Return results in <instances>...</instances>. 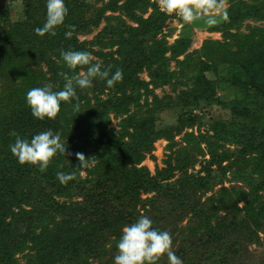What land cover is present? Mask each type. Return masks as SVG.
<instances>
[{
  "label": "trees",
  "instance_id": "trees-1",
  "mask_svg": "<svg viewBox=\"0 0 264 264\" xmlns=\"http://www.w3.org/2000/svg\"><path fill=\"white\" fill-rule=\"evenodd\" d=\"M120 1L123 3L118 5ZM255 1L249 5L243 0H228L224 22L205 23L208 32L222 33L224 41L206 40L199 52L209 56L228 50L232 65L222 87L238 88L234 91L237 98L229 105L228 119L212 121L207 132L199 134V141L208 145L207 166L190 172L197 161L185 145L174 153L173 164L169 156L166 168L158 171L165 178L160 183L146 167H138L152 152L156 134L163 131L173 139L180 132L176 125L192 127L197 119L192 111L210 99V83L203 75L195 86L179 91L175 100L160 99L153 92L171 84L165 54L170 52L175 59L191 44L189 37H179L172 45L156 39L171 14L156 0H109L87 18L93 4L104 0H64L68 8L64 24L55 29L56 36L41 37L34 29L45 22L47 0H20L23 19L15 23L9 21L8 11L0 10V90L5 99L0 106V264H114L121 230L142 214L152 218L155 225L171 213L178 215L176 223L190 213L189 227L178 231L190 247H195V239L206 248L202 264H235L241 242L259 243V232H264V28L256 27L242 40L232 31L245 19L264 20V0ZM147 9L150 14L143 18ZM124 11L137 27L112 25V19H121L104 16L105 12ZM134 11L140 15L132 14ZM102 20L106 25L91 41L79 40ZM68 25L75 26L71 39L64 35ZM231 39L234 41L225 42ZM105 45H116L117 50L103 53ZM229 46L236 51H229ZM62 50L88 51L102 70L110 69V76L122 69L123 79L108 87L106 80L96 78L92 87L76 88L78 100L61 102L54 119H36L26 103L27 91L48 83L54 90H62V73L73 75L85 70L68 69L60 55ZM179 65L182 69L195 68L189 57ZM144 71L148 81L139 76ZM9 85L17 90L7 91ZM77 103L79 112L74 110ZM9 108L17 109L21 116L9 120ZM178 109L182 113L175 116L177 124L158 129L156 115ZM110 114L121 118L116 133L107 130ZM49 129L60 135L67 153H57L43 173L36 166L18 163L9 147L15 142L11 133L31 140ZM187 136L195 138L191 133ZM224 144L240 149L238 153L217 152ZM77 152L92 157L83 168L78 167ZM226 161L228 166H220ZM215 164L220 174L214 176L210 167ZM233 167V178L241 180L247 191L222 186L227 169ZM176 170L178 176L174 175ZM57 172L74 173L75 178L62 184ZM82 172L86 173L84 178ZM172 177L175 179L169 182ZM216 184L221 187L214 191ZM142 194L152 196L142 199ZM244 199L245 204L239 207ZM111 237L114 240L107 247ZM229 238L233 239L231 244L213 246Z\"/></svg>",
  "mask_w": 264,
  "mask_h": 264
},
{
  "label": "rangeland",
  "instance_id": "rangeland-1",
  "mask_svg": "<svg viewBox=\"0 0 264 264\" xmlns=\"http://www.w3.org/2000/svg\"><path fill=\"white\" fill-rule=\"evenodd\" d=\"M109 0H104V2H99L93 4V6L88 10L87 18L93 16L99 9L102 8L104 4H106ZM153 1V0H151ZM245 4L254 5L256 4L255 0H243ZM261 1V0H260ZM158 4V0H156ZM123 1L118 2V5H121ZM159 6V4H158ZM229 6L228 0H216V4L208 9H201L197 14L196 18L191 23H185L177 14H171V16L164 22L162 26V35H157L156 39L158 40H166L168 45H172L174 41L179 37L191 39L190 47L186 50V52L177 58L173 59L170 55V52L166 53L165 56L169 61V72L172 73L171 84L164 85L162 87H158L153 89L154 94L158 98H168L170 100H175L176 95L179 91H185L187 87H192L197 84V78L200 75H203L204 78L210 83L209 86V101H201V105L192 111V115L196 116L197 119L195 124L192 127L181 128L180 124L176 125L177 129L180 130L173 139H171L166 132L159 131L156 134V138L153 142V150L150 154H147L143 161L138 165L146 167L151 176H154L157 182H162L165 180L163 176H160L158 173L159 170L165 169L167 166L166 161L169 159V156L172 157L170 163H174V156L177 149H181L187 145L190 148L191 155L194 159H196V163L192 168H189L190 172L196 173L200 171L201 167H206L207 162L210 158V154L208 152L207 142L199 141V134L207 132L209 128V124L217 119H228L230 117L229 105L235 100L237 94L235 93L238 88H226L222 87V82L226 80V78L230 77V71H228V67L232 64L228 63L229 53L228 50H223L215 55L204 56L201 54V48L203 43L206 40H213L223 42L224 39L222 37V33L220 32H208L206 30L207 26L205 23L209 20V18H213L215 20V24H221L224 22V17L226 10ZM160 7V6H159ZM0 10L8 11L9 21L11 23H15L18 20L23 19L22 5H20V0H0ZM136 15H140L139 11H134ZM150 14V9L145 11V14L142 15L143 18H147ZM104 16H112L119 17L117 20H111V24L124 25L128 27L135 28L137 27V22L129 17V14L124 12H105ZM206 20H205V19ZM106 25L105 20L101 21L97 27H92L89 33H85L79 36V40L91 41ZM258 26H262L264 28V20L256 22L252 19H245L241 21L240 25L232 31L236 34L238 39L242 40L243 35L249 34V32L255 29ZM150 40V39H149ZM236 40V39H235ZM234 41L231 39V42ZM107 42V40H105ZM149 45V43H147ZM230 47V46H229ZM228 48V47H227ZM234 46L230 47L229 51L233 50ZM236 48V47H235ZM94 50H99V47L94 46ZM117 50V46L109 47L107 45L101 48L103 53L107 52H115ZM219 50V49H218ZM93 57V55H92ZM187 57H189L195 68L190 67L189 69H182L180 62L184 61ZM95 59V57H93ZM101 61V59H100ZM207 63V67L204 68L203 64ZM217 63V64H216ZM234 67V66H233ZM201 68H204L203 71ZM208 69L214 70L213 73L207 71ZM141 79L148 81L147 72L144 71L140 75ZM175 87V89H173ZM149 89H152V86H149ZM229 89L233 90L232 92ZM7 91L14 93L17 90V87L14 85H9L6 89ZM0 90V106L5 99L1 96ZM235 91V92H234ZM241 94V92H240ZM238 93V95H240ZM252 95V93H250ZM243 97V96H242ZM241 97V98H242ZM219 100V103L216 102ZM151 96L148 99L150 102ZM133 110V109H132ZM145 112L146 109L144 108ZM159 113V112H158ZM171 113H174L172 115ZM182 113L180 109L178 110H165L156 115V121L159 127L163 129L164 126L177 124L175 123V116H179ZM21 116V112L17 109H10L8 111V118L13 119L14 117ZM173 116V117H172ZM185 120V117H182ZM121 118H115L112 114H110V121L107 125V130H111L112 133H116L119 129V122ZM193 134L194 139L189 138L188 134ZM170 145H173L172 148H169ZM239 147L234 145H226L224 144L222 147H218V151L230 150L232 152L239 151ZM232 160V159H231ZM230 160V161H231ZM89 166V165H88ZM220 166L225 167L228 166V162L222 163ZM209 167V166H208ZM212 171V175H218L219 167L215 164L210 167ZM236 173L235 168L227 169V172L224 175V184L222 186L231 188H243V190L247 191V188L241 180H236L233 178L232 173ZM178 171L174 172L175 176H178ZM81 176L84 178L86 176L85 172L81 173ZM175 177H172L169 182L173 181ZM234 179V180H233ZM213 181V180H212ZM215 182V180L213 181ZM221 185H215L214 191L218 190ZM209 192L207 195H210ZM152 196V194H142L141 198L145 199L146 197ZM203 200V198H202ZM245 204V199L241 200L238 203L239 207H242ZM140 205V204H139ZM227 207V205H226ZM139 208V206H137ZM227 209V208H226ZM224 210V209H222ZM142 213V211H141ZM220 216L223 215V211L218 212ZM176 213H171V216H166L161 219L160 222L153 225L154 228L164 231H168L172 237V250L175 254L183 260V264H202L204 263V254L205 247L200 246V244L193 239V244L195 247H190L189 244L184 243L182 240V233L179 231L182 228L189 227L188 225L191 223L190 213L188 215L182 216L181 219L176 223L175 218H177ZM152 220V218H151ZM179 230V231H178ZM162 231V230H161ZM122 234V230H121ZM121 236V235H120ZM113 237L110 238L109 244L107 247L112 245ZM233 239L229 238L227 241L221 242L217 241L213 244V246L222 245L226 246L231 244ZM241 247L239 249V255L236 256L235 264H264V232H259V243H247L241 242ZM117 254V249L115 250L114 256ZM113 256V263H114ZM19 257L18 255L16 256ZM93 264H97V262L92 261ZM158 264H168L167 256L161 257L158 261Z\"/></svg>",
  "mask_w": 264,
  "mask_h": 264
},
{
  "label": "clouds",
  "instance_id": "clouds-1",
  "mask_svg": "<svg viewBox=\"0 0 264 264\" xmlns=\"http://www.w3.org/2000/svg\"><path fill=\"white\" fill-rule=\"evenodd\" d=\"M160 8L168 14H177L185 23H191L201 9L208 10L216 4V0H158ZM68 8L64 0H47L46 19L42 27L34 29L36 35L45 34L56 36V28L63 25ZM209 24L215 23L209 18ZM64 33L66 39H71L75 32L74 25H68ZM61 58L70 70L78 67L85 70L69 75L62 73L65 81L62 90H54L51 83L43 87H33L26 93V103L31 109L34 118L44 120L54 119L60 112L61 102H71L73 98L79 99L76 88L87 89L92 87L93 80L99 78L106 80L107 86L112 87L122 81L123 71L117 69L110 76V69H103L99 62H93L88 51L68 50L61 51ZM79 112V104L74 105ZM15 142L11 144L10 151L21 165L29 164L38 167L41 173L45 172L52 158L57 154L65 155L67 148L58 133L51 129L34 135L31 140L23 139L16 133ZM70 154V153H69ZM79 161L78 167H85L92 157L86 158L83 153H75ZM57 179L66 184L75 178L74 173L57 172ZM172 237L168 231H161L153 227L152 220L141 215L134 223L126 225L117 242V254L114 264H158L163 256H167L168 264H183V260L172 250Z\"/></svg>",
  "mask_w": 264,
  "mask_h": 264
},
{
  "label": "water",
  "instance_id": "water-1",
  "mask_svg": "<svg viewBox=\"0 0 264 264\" xmlns=\"http://www.w3.org/2000/svg\"><path fill=\"white\" fill-rule=\"evenodd\" d=\"M236 48L234 47L233 50H235Z\"/></svg>",
  "mask_w": 264,
  "mask_h": 264
}]
</instances>
